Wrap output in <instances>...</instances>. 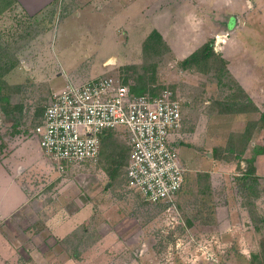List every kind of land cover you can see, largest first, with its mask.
<instances>
[{"label": "rangeland", "instance_id": "374dc122", "mask_svg": "<svg viewBox=\"0 0 264 264\" xmlns=\"http://www.w3.org/2000/svg\"><path fill=\"white\" fill-rule=\"evenodd\" d=\"M90 1L94 10L108 2L55 0L29 14L0 0V159L24 141L35 151L11 172L29 199L0 217L8 240L0 255L9 256L0 264H264V153L256 152L264 145V98L258 104L241 83L264 95V7L246 14L232 40L221 31L210 37L214 52L198 63L183 65L164 39L139 62L110 65L103 61L138 39L122 25L121 40L113 38L107 20L83 9ZM70 73L113 74L130 88L146 83L145 92L169 87L181 99L176 147L187 171L173 200L149 202L127 186L130 154L120 130L105 137L96 160L65 171L39 148L35 127ZM252 157L253 193L241 180Z\"/></svg>", "mask_w": 264, "mask_h": 264}, {"label": "built area", "instance_id": "2783aa9c", "mask_svg": "<svg viewBox=\"0 0 264 264\" xmlns=\"http://www.w3.org/2000/svg\"><path fill=\"white\" fill-rule=\"evenodd\" d=\"M183 105L173 90L134 93L113 74L70 79L53 93L36 125L45 153L60 171L96 160L102 137L120 130L130 148L127 186L149 202L171 201L184 185L187 167L176 147Z\"/></svg>", "mask_w": 264, "mask_h": 264}, {"label": "crops", "instance_id": "0c3cea01", "mask_svg": "<svg viewBox=\"0 0 264 264\" xmlns=\"http://www.w3.org/2000/svg\"><path fill=\"white\" fill-rule=\"evenodd\" d=\"M54 1L14 0L13 4L16 8L23 9L29 14H37ZM92 3L93 1H90L83 9L98 14L107 20L110 34L114 35L113 38L118 41L121 40V35L117 30L122 25L129 32V35L131 34L138 39L136 45L126 47V52L123 55H110L103 61L104 64L110 65L115 62L127 64L141 61L143 42L153 29L159 30L169 47H171L173 54L178 60H182L210 37L216 35L218 31L227 32V38L232 40L238 34L237 32L241 30L240 23L245 21L246 14L251 15L258 8L264 7V0H108L98 10L93 9ZM231 19L235 22V25L229 28L227 25ZM105 28L107 29V26ZM220 36L222 35L220 34ZM244 49L243 47L239 50L241 56L249 54ZM231 54L233 52L226 50L225 56L228 58L230 66L232 65ZM109 60L112 61L109 62ZM255 63L257 66L254 69L259 70L261 58H257ZM62 65H64L63 62ZM65 76L66 83L70 79H77L72 73ZM81 76H83L81 78L86 79L96 75L81 74ZM241 83L257 101L263 100V91L260 93L259 85L253 86L247 79H242ZM55 88L54 92L61 89L58 86ZM24 142L18 144L15 150L0 159V165L5 166V171L3 167L0 168L1 173L4 172L0 175V184L2 185L6 181L11 188L10 192H7L1 188H5L3 185L0 186V217L6 218V220L29 199L27 189L22 185L20 179L11 173L15 167L19 168L24 165L27 156L35 155V151L25 148L26 142ZM39 148H41L40 143ZM71 229L68 230L71 231ZM117 241L118 243L121 242L120 239ZM6 245H8V240L0 232V250ZM7 258H9L8 255H0V263Z\"/></svg>", "mask_w": 264, "mask_h": 264}, {"label": "trees", "instance_id": "16d2710c", "mask_svg": "<svg viewBox=\"0 0 264 264\" xmlns=\"http://www.w3.org/2000/svg\"><path fill=\"white\" fill-rule=\"evenodd\" d=\"M213 41L214 39L211 38L208 41H206L205 43H203L202 46L198 47L197 49H195L193 52H191L187 57H185L181 62L183 65L187 66L190 64H194V63H198L202 60H205V58H208L214 51H213ZM155 43H164V38L162 36V34L159 32V30L157 29H153L149 35L147 36V38L144 40L143 42V51L144 49H147L148 46L152 45ZM226 62V59H225ZM147 89V84H142L140 85H134L131 87V90L136 93V94H140V93H144L145 90ZM163 90V89H162ZM161 90V91H162ZM161 91H153L151 90L150 93L152 94H158ZM147 92V91H146ZM264 116V111L261 114V117ZM113 130H108L106 131V133L103 135L102 137V143L103 140L105 139V137L111 133ZM129 147V146H128ZM102 149V147H101ZM257 153H264V145L259 146L256 149ZM129 154H130V148H129ZM254 160L255 157H252L249 159L251 163V165L249 166V168L243 172L242 176H241V180L243 182V186H245L246 188H248L252 193L254 192V188H255V181H256V176L254 175L256 173V165L254 164Z\"/></svg>", "mask_w": 264, "mask_h": 264}]
</instances>
